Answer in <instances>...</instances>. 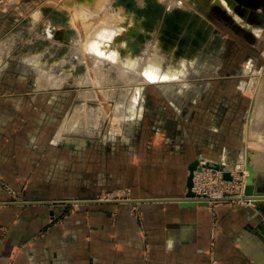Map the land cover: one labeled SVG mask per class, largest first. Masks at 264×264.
<instances>
[{
    "label": "rangeland",
    "instance_id": "rangeland-1",
    "mask_svg": "<svg viewBox=\"0 0 264 264\" xmlns=\"http://www.w3.org/2000/svg\"><path fill=\"white\" fill-rule=\"evenodd\" d=\"M67 1L0 0V113L6 111L23 124L30 122L31 134L49 136L48 144L41 143L47 138L41 139L40 151L62 152L57 170L70 183H64L55 194L70 195L72 200L75 197L107 200L111 196L120 200L166 195L184 197L188 165L201 153L199 144L211 133H214L211 141H217L218 147L208 162L223 165L218 158L221 150L230 149L233 158L227 162L226 172L232 174V179H225L220 170L195 171L194 190L198 196L212 198L218 193L222 199L244 193L249 175L245 167V147L258 152L251 156V162L258 173L255 178L258 191L264 192V140L261 143L250 141L247 132L254 102L252 92L264 81V15L254 13L252 8L254 4H264V0H246L248 3L244 6L238 2L239 14L234 11L235 0H231L230 8L226 6L227 0H216L226 8L220 10L198 7L196 0L169 8V0H159L169 10L179 12L174 19L175 28L185 46L182 49L174 39L161 33L166 29V22L158 10V13L153 12V22L158 19L155 24L147 18L149 14L144 25L139 17L140 30L124 37L129 42L127 51L141 58L147 44H154L157 39L164 45L172 41L170 52L174 55H166L162 63L164 67L182 70L184 61L188 63L185 73L171 81L143 85L140 81H130V85L118 79L113 81L112 85L116 86L110 92L111 98L92 80V58L75 49L81 39H86V33L81 28L82 21L77 20L78 28L67 26L73 13V8L65 6ZM128 2L133 3L134 10L126 8ZM136 2L143 7L146 0L124 3L115 0L113 6L138 15ZM186 9L193 13L187 14ZM98 16L100 14L91 17V22L100 21ZM49 25L55 33L61 30L62 36H50ZM144 26L149 33L136 38L140 32H146ZM191 41L197 45H191ZM39 54L43 56L42 64L46 69L55 65L52 74L58 80L37 93L41 90L37 86L39 74L43 72L27 57ZM138 86L142 91L136 115L119 121L114 108L120 105L123 112L127 107L123 100L134 95L131 92L122 98V94ZM12 99L16 101L13 107L8 104H12ZM83 111H88V115ZM77 112L83 117L80 125L72 129L68 122ZM100 114L102 118L98 122L96 118ZM215 122L218 127L213 126ZM60 128L71 142L54 146L50 139ZM19 131L18 127L10 126L5 133H24ZM0 188L7 194V202L27 199L23 188L11 185L1 174ZM132 206L144 230L138 204ZM205 208L209 217L208 254L213 263L216 262V245L230 214H222L223 208L241 213V217L246 215L248 226H255L250 230L255 231L260 224L264 228V205L263 210H258L247 201L218 200ZM252 234V239L264 248L256 231Z\"/></svg>",
    "mask_w": 264,
    "mask_h": 264
},
{
    "label": "crops",
    "instance_id": "crops-1",
    "mask_svg": "<svg viewBox=\"0 0 264 264\" xmlns=\"http://www.w3.org/2000/svg\"><path fill=\"white\" fill-rule=\"evenodd\" d=\"M254 5L253 12L264 15V4ZM40 92L43 91L37 93ZM13 102L16 101L12 99V104H8L13 107ZM10 126L24 133L7 135L5 130ZM31 126L30 122L16 121L6 111L0 113V174L11 185L23 188L27 199L72 200L70 195L54 192L70 183L57 170L62 152L40 151L41 139L47 138L41 141L46 144L50 137L31 134ZM213 126L219 125L215 122ZM213 135L199 144L201 153L193 161L199 158L205 162L213 157L218 147L217 141H211ZM64 141L71 139L60 128L50 144ZM218 158L226 169L233 157L230 149L225 148ZM170 197L178 195L162 198ZM7 199L0 188V264H264V257H257L264 256V248L252 239L255 231L249 229L246 215L241 217V213L228 208L222 210V214H230L216 245L213 263L208 254L209 217L205 207L168 202L138 204L142 230L132 211L133 204L125 202L50 207L12 206L6 204ZM107 200H112V196Z\"/></svg>",
    "mask_w": 264,
    "mask_h": 264
},
{
    "label": "bare ground",
    "instance_id": "bare-ground-1",
    "mask_svg": "<svg viewBox=\"0 0 264 264\" xmlns=\"http://www.w3.org/2000/svg\"><path fill=\"white\" fill-rule=\"evenodd\" d=\"M114 1L115 0H68L65 4L66 7L73 8L72 10L70 9L73 12L70 11L73 15L71 14L72 19L67 26L77 27V20L84 23V26H81V28L85 31L84 34L86 33V36L84 35L86 39H81L79 41V38L78 41L80 42V45H77L75 49L81 50V52L92 58L93 71L91 77L95 84L104 89V95L107 96V98L108 96L110 98L112 97L110 92H112L116 86L112 84L113 81H117L118 79L123 82L125 81L127 84H130V81H140L142 82L141 85H143L146 83H155L156 81L165 82L180 78L181 75L185 73L184 68L188 63L186 64L183 61L182 70L164 67L162 63V60L166 58V55H174L173 52H170L173 45L172 41L168 42L169 44L164 45L160 42V39H157L154 44H147L144 56L141 58L134 57L128 53L127 49L129 42H127L125 38L128 35L135 33L137 30H140L141 20L139 17L141 16H139V14L130 13L123 8L114 7ZM163 2L165 1L163 0ZM168 3L169 8H171L178 5L189 4V0H169ZM232 5L233 2L231 0L226 1V6L228 8L232 7ZM98 13L100 14L98 17H100L101 20H97L98 23L97 21L96 23L91 22L90 18H93L95 14L99 15ZM95 20L96 19H93L92 21ZM47 30L50 36H62L61 30L55 33L56 31L52 29V26L50 25L47 27ZM42 58V54L27 57L29 62L34 63L38 67V70L43 72L39 74L40 76L37 84V86H39L38 89L41 90L55 85L58 80L57 77L52 74L55 73V65L46 69L42 64ZM141 88L142 87L138 86L131 91L126 90V93L123 92L125 95L122 94V98H126V94L131 92L134 96L124 99V103L121 101L124 105L127 104V107L124 108L123 112L120 109V105H117V107L114 108V115L119 121L121 119H126L128 116L136 115V105L138 102V96H140L142 91ZM252 94V96H254V102L249 112L247 130L248 139L250 141L261 143L264 140V81L260 88L255 93L252 92ZM85 111H83V114L88 115V111ZM82 117L83 115L77 112L70 118L68 123H70L72 129H76L80 125ZM101 118L100 114L96 119L99 122ZM88 120L89 119L86 121L88 122ZM207 162L208 161L205 160V162H201V164H206ZM220 171L223 173L226 172V169H223V165L220 168ZM219 197H221V195L217 193V195L212 198ZM233 198L245 201V194L241 192ZM255 231L261 241L264 242L263 226L260 228L258 226ZM255 242L257 244V241ZM257 257L261 259L264 256L259 255Z\"/></svg>",
    "mask_w": 264,
    "mask_h": 264
},
{
    "label": "water",
    "instance_id": "water-1",
    "mask_svg": "<svg viewBox=\"0 0 264 264\" xmlns=\"http://www.w3.org/2000/svg\"><path fill=\"white\" fill-rule=\"evenodd\" d=\"M245 153V160H246V170L249 172V175L246 180V185L244 188L245 198L244 200L254 204L257 206L258 210H263L264 205V192L258 191L257 185L255 183V178L257 177V169L255 165L251 162V156L257 154L258 152L252 148H246ZM213 169V170H220L221 166L215 162H207L206 164H201L200 159L196 158L193 162L188 165L189 176L187 178L186 186L187 192L185 193L184 197H170V198H134V199H124L120 201L119 199H112V200H100V199H86V200H59V201H37L31 199H25L24 201H17V202H8L7 205L12 206H33V205H40V206H54L57 204L60 205H87V204H104V203H119L125 202L128 204H142L146 202H168V203H178L181 206H188V207H208L209 203L212 201L218 200H229V201H237V198H233L231 196H226L223 199L219 198H209L207 196H198L195 192L194 188V175L195 171L200 169ZM223 177L225 179L231 180L232 174L230 172H224ZM1 205V204H0ZM262 225H259V228ZM251 228L255 226L250 225Z\"/></svg>",
    "mask_w": 264,
    "mask_h": 264
},
{
    "label": "flooded vegetation",
    "instance_id": "flooded-vegetation-1",
    "mask_svg": "<svg viewBox=\"0 0 264 264\" xmlns=\"http://www.w3.org/2000/svg\"><path fill=\"white\" fill-rule=\"evenodd\" d=\"M125 1L126 0H122L123 3ZM196 1L198 3L197 4L198 7L201 6V5H203L208 10H216V9H219L220 10L221 8L222 9H226V8H223L220 5V3L217 2L216 0L214 2H212L213 0H196ZM205 1H207V2H205ZM235 1H238V0H235ZM238 2H241V4H243L242 6L246 5V3H248V1H246V0H239ZM132 4L133 3L128 2L126 8L132 9L133 8L132 7ZM134 4H135V2H134ZM136 4H137V2H136ZM132 10H134V9H132ZM158 10L161 12V14H163V16L165 17L164 20L166 22V29L164 30V32H161V33L164 34V36H166L168 38L174 39V41H176L181 48H182V46H185L184 45L185 41L183 39L179 38V35L176 33L174 19H176V17L178 16V14H179L178 11L175 12L174 9L173 10H169L165 6V4H163L159 0H146L145 5L143 7H139L138 4H137L135 12H137L142 17V25H144L143 24V21L146 19V15L148 16V14H149V17H147V18L151 21V23H154L155 24V22L158 19L153 22V12L158 13ZM236 10H237V4L234 6V11L237 14H239L238 11H236ZM185 11L189 15L191 13H193V11L192 10H189V9L188 10L186 9ZM143 13H145V15ZM159 20L161 21V19H159ZM246 22H248V21H246ZM145 30H146V32H140L136 36V38H138L141 34L147 35L149 32L147 31L146 27H145ZM195 44H196L195 41H191V45H195Z\"/></svg>",
    "mask_w": 264,
    "mask_h": 264
},
{
    "label": "built area",
    "instance_id": "built-area-1",
    "mask_svg": "<svg viewBox=\"0 0 264 264\" xmlns=\"http://www.w3.org/2000/svg\"><path fill=\"white\" fill-rule=\"evenodd\" d=\"M194 179H195V178H194ZM204 194H205V193H204ZM204 194H203V195H204Z\"/></svg>",
    "mask_w": 264,
    "mask_h": 264
}]
</instances>
